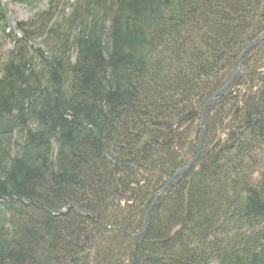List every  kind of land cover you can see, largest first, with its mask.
I'll return each instance as SVG.
<instances>
[{"label":"trees","instance_id":"1","mask_svg":"<svg viewBox=\"0 0 264 264\" xmlns=\"http://www.w3.org/2000/svg\"><path fill=\"white\" fill-rule=\"evenodd\" d=\"M46 1L0 0V264H134L149 207L139 264H264V40L153 203L264 0Z\"/></svg>","mask_w":264,"mask_h":264},{"label":"water","instance_id":"2","mask_svg":"<svg viewBox=\"0 0 264 264\" xmlns=\"http://www.w3.org/2000/svg\"><path fill=\"white\" fill-rule=\"evenodd\" d=\"M264 38V34L261 35L259 38H257L256 40H254L253 42H251L247 48H245V50L242 52V55L240 56L239 60L237 61V64H236V67H235V70L234 72L232 73V75L230 76L228 82L223 86V88L220 89L219 92H217L204 106L203 108V111H202V127H201V131H199V134L197 137L200 138L199 140V144H198V150H197V154H199L201 148H202V143H203V138H204V135L206 133V127H207V116H206V112H207V109L208 107L210 106V104L212 102L215 101V99L219 96H222L225 91L228 89L229 85L232 83L233 79L236 77V75L238 74V72L240 71V68H241V65L243 63V57L245 54L248 53V51L250 49H252L254 46H256L262 39ZM197 154L196 156L190 161L188 162L182 169H180L179 171H177L174 176L168 180L167 184L162 187L161 190H159L154 196H153V203L160 197V195L166 190V188L172 184L174 181H175V178L182 172H184L186 169H188L190 166L193 165V163L196 162V159H197ZM150 210H151V207H149L148 209H146L145 213H144V217H143V220H142V225H141V229H140V232L137 236V238L135 239L134 241V247H133V260H134V264H139V261H138V255H137V250H138V247H139V243H140V240H141V237L145 234V230H146V224H147V221H148V218H149V215H150Z\"/></svg>","mask_w":264,"mask_h":264},{"label":"rangeland","instance_id":"3","mask_svg":"<svg viewBox=\"0 0 264 264\" xmlns=\"http://www.w3.org/2000/svg\"><path fill=\"white\" fill-rule=\"evenodd\" d=\"M4 1L7 2V5L9 8V11H10L9 12V19L12 22V24H14L18 20H27V19L31 18L37 11L47 7V1L46 0H41L38 3V5H35V6H29L26 4H21L18 2H12L9 0H4ZM241 55H242V53L240 54V56ZM240 56H239V58H240ZM239 58H238V60H239ZM244 61H245V55L243 57V63H244ZM237 76H238V74H237ZM233 82L234 81H232V83ZM232 83H231V85H232ZM207 127H208V123H207ZM207 127H206V130H207Z\"/></svg>","mask_w":264,"mask_h":264},{"label":"bare ground","instance_id":"4","mask_svg":"<svg viewBox=\"0 0 264 264\" xmlns=\"http://www.w3.org/2000/svg\"><path fill=\"white\" fill-rule=\"evenodd\" d=\"M197 136H198V134H197ZM199 139H200V138H199ZM203 139H204V138H203ZM198 157H199V154H197V159H196V161L198 160ZM190 167H191V166H190ZM190 167H189V168H190ZM189 168L186 169V170H185L184 172H182L181 174H184L187 170H189ZM173 176H174V175H173ZM173 176H172V177H173ZM172 177H171V178H172ZM171 178H170V179H171ZM170 179H169V180H170ZM167 182H168V181H167ZM167 182L163 185V187L167 184ZM172 184H173V183H172ZM172 184H170L166 189H168ZM161 189H162V187H161ZM161 189H160V190H161Z\"/></svg>","mask_w":264,"mask_h":264}]
</instances>
